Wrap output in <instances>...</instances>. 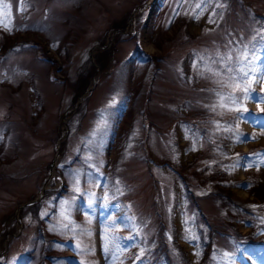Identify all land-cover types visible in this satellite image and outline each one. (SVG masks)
I'll return each mask as SVG.
<instances>
[{
  "label": "rangeland",
  "instance_id": "374dc122",
  "mask_svg": "<svg viewBox=\"0 0 264 264\" xmlns=\"http://www.w3.org/2000/svg\"><path fill=\"white\" fill-rule=\"evenodd\" d=\"M262 197L264 0H0V264H264Z\"/></svg>",
  "mask_w": 264,
  "mask_h": 264
},
{
  "label": "trees",
  "instance_id": "16d2710c",
  "mask_svg": "<svg viewBox=\"0 0 264 264\" xmlns=\"http://www.w3.org/2000/svg\"><path fill=\"white\" fill-rule=\"evenodd\" d=\"M243 155H246L245 153L243 154ZM208 196H214V197H216L219 201H221V202H219L220 204H222V205H224V206H230V207H232V206H234L233 208L235 209V210H237L238 212H240V213H244V214H247V213H250V212H252V211H248L245 207H243L242 205H241V202L240 201H238L237 199H235V198H232L231 196H229V195H227V194H223V193H221V192H218V191H211V192H208V194H207ZM262 202L264 203V197H262ZM262 203V204H263ZM243 204V203H242ZM22 210L23 209H28V210H30V211H33L34 210V204H31V205H27V206H24V207H22L21 208ZM203 218H204V220H206L205 222H206V224L208 225V227H213L212 226V224L206 219V217H205V215L203 214ZM214 228V227H213ZM215 230V229H214ZM218 232V231H217ZM226 234V233H225ZM228 235H229V238L231 239V241L232 242H234L235 240H238L237 238H235V237H233L231 234H229V233H227ZM211 236V235H210ZM161 250H163V247L161 246ZM160 250V251H161ZM153 263H155V262H153ZM152 263V264H153ZM149 264H151V263H149Z\"/></svg>",
  "mask_w": 264,
  "mask_h": 264
},
{
  "label": "snow or ice",
  "instance_id": "6c2138e0",
  "mask_svg": "<svg viewBox=\"0 0 264 264\" xmlns=\"http://www.w3.org/2000/svg\"><path fill=\"white\" fill-rule=\"evenodd\" d=\"M244 75L247 76V73H244ZM76 191H80V189L77 188ZM89 204H91V201H89Z\"/></svg>",
  "mask_w": 264,
  "mask_h": 264
},
{
  "label": "water",
  "instance_id": "95a60500",
  "mask_svg": "<svg viewBox=\"0 0 264 264\" xmlns=\"http://www.w3.org/2000/svg\"><path fill=\"white\" fill-rule=\"evenodd\" d=\"M32 201H34V200H32ZM32 201H31V202H32ZM28 203H29V202H28Z\"/></svg>",
  "mask_w": 264,
  "mask_h": 264
}]
</instances>
